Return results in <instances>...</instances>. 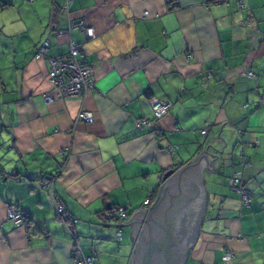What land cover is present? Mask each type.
<instances>
[{
	"label": "crops",
	"instance_id": "crops-1",
	"mask_svg": "<svg viewBox=\"0 0 264 264\" xmlns=\"http://www.w3.org/2000/svg\"><path fill=\"white\" fill-rule=\"evenodd\" d=\"M79 21L93 37L59 33ZM71 43L92 87L46 103L48 58ZM151 98L170 102L161 118ZM203 151L208 208L184 264H226V249L228 264H264V0H0V264H73L40 181L50 176L92 264H130L129 218L156 200L165 171ZM11 204L30 221L8 218ZM118 207L128 218L117 240L105 214Z\"/></svg>",
	"mask_w": 264,
	"mask_h": 264
},
{
	"label": "water",
	"instance_id": "water-1",
	"mask_svg": "<svg viewBox=\"0 0 264 264\" xmlns=\"http://www.w3.org/2000/svg\"><path fill=\"white\" fill-rule=\"evenodd\" d=\"M207 163L203 151L181 168L163 173L156 200L128 220L135 236L130 264H184L206 218L208 191L202 166L212 169Z\"/></svg>",
	"mask_w": 264,
	"mask_h": 264
},
{
	"label": "built area",
	"instance_id": "built-area-1",
	"mask_svg": "<svg viewBox=\"0 0 264 264\" xmlns=\"http://www.w3.org/2000/svg\"><path fill=\"white\" fill-rule=\"evenodd\" d=\"M69 0H67L68 4ZM77 27L83 30L88 38L94 36V29L85 26L84 22H70L67 30H59L60 34L68 32L71 28ZM49 46V40L44 39L40 44L36 57H42L45 55ZM79 47L73 43L69 46V51L65 55L58 57H49L50 69L48 72L49 82L52 85L53 94H44L43 100L46 103H51L55 99H61L67 96H80L92 87L91 82V70L88 66L83 65L78 59ZM249 76L253 74L248 72ZM150 105L153 109L155 118H161L167 113L170 106L168 101H160L155 98L150 99ZM76 120L85 121L91 123L93 121L92 114L87 110H79ZM138 128L143 129L146 127H151V121L145 119H138L136 121ZM205 132V129L201 131ZM233 188H235L241 194L242 202L247 203L250 201L252 194L244 187L239 174H235L233 177ZM42 184L46 185L49 190V196L51 203L54 207L55 215L58 220H60L64 227L66 228L68 234L73 239L72 247V257L73 264H92L93 257L84 254L82 248L77 242V236L74 231V223L76 220L66 213L65 207L60 202L55 201L53 194V178L40 177ZM147 203V202H146ZM114 218L112 213H107L108 219L113 221V224L117 226L115 237L116 239L121 238L120 225L123 221L128 218V213L124 208H115ZM7 216L16 223L23 224L25 222L26 215L23 214L14 204L9 205L7 210ZM232 251L226 249L222 255V260L224 263L228 264L232 258Z\"/></svg>",
	"mask_w": 264,
	"mask_h": 264
},
{
	"label": "trees",
	"instance_id": "trees-1",
	"mask_svg": "<svg viewBox=\"0 0 264 264\" xmlns=\"http://www.w3.org/2000/svg\"><path fill=\"white\" fill-rule=\"evenodd\" d=\"M49 178H53V176H50ZM154 198V197H153ZM153 198L151 199V196L149 197V199L147 200V204H151L152 203V201H153ZM115 208H110V209H108L107 211H106V214H105V216H107V213H112V215H113V217L112 218H114V215H115ZM29 222L30 221V219H29V216L28 215H26V217H25V222ZM111 221V220H110Z\"/></svg>",
	"mask_w": 264,
	"mask_h": 264
}]
</instances>
